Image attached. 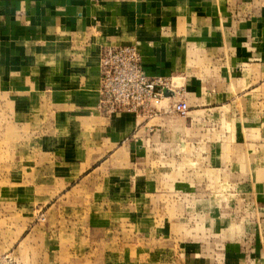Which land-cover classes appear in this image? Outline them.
Here are the masks:
<instances>
[{
    "label": "crops",
    "instance_id": "1",
    "mask_svg": "<svg viewBox=\"0 0 264 264\" xmlns=\"http://www.w3.org/2000/svg\"><path fill=\"white\" fill-rule=\"evenodd\" d=\"M123 45L154 115L97 108ZM0 207L21 264H264V0H0Z\"/></svg>",
    "mask_w": 264,
    "mask_h": 264
},
{
    "label": "built area",
    "instance_id": "2",
    "mask_svg": "<svg viewBox=\"0 0 264 264\" xmlns=\"http://www.w3.org/2000/svg\"><path fill=\"white\" fill-rule=\"evenodd\" d=\"M100 68L97 108L104 114L154 115L166 97L165 92H170L172 83L168 78L148 77L144 73L136 45L105 49L100 56ZM187 108L183 101L171 106L180 114Z\"/></svg>",
    "mask_w": 264,
    "mask_h": 264
},
{
    "label": "rangeland",
    "instance_id": "3",
    "mask_svg": "<svg viewBox=\"0 0 264 264\" xmlns=\"http://www.w3.org/2000/svg\"><path fill=\"white\" fill-rule=\"evenodd\" d=\"M171 83H172V81H171ZM169 93H170L169 97H173V98L177 97L178 88L174 87L173 83L170 86V92ZM163 101L164 100L161 101L160 106L163 103ZM175 102H179V100L178 101L176 100ZM157 109H161V108L157 107ZM187 111H188V108H187ZM187 111L184 114H180V113H176V112H174V113L178 114L181 117H184L186 115ZM8 212L9 211L3 212V209L0 207V238L4 234V228L7 226V228L11 227L10 232H11V237L13 239V238H15V233H17V231H18L17 229H15L13 227L18 225L19 219H18V216L15 213H12V212L8 213ZM45 218H46L45 214L41 213V214L38 215L37 220L39 222H45V220H46ZM4 219H5V222H4ZM4 223H6V225ZM5 232H7V231H5ZM27 232L31 233L33 239L37 238L35 232H32V231H27ZM251 235H253V237L257 236V234L254 231H250V236ZM12 241H14V240H12ZM35 243H36V241H35ZM18 248L19 247H18L17 244H14V245H11V246H6V245L4 246V245L0 244V264H21L17 260V250H18ZM223 249H224V247H221V250H223ZM253 249H254V247L253 248H251V247L248 248L247 247L246 249H244V251L247 250V252L248 251L250 252L252 250L251 253L254 254V252H253L254 250ZM223 251H224L223 255L225 256L226 255L225 249ZM238 253L247 256V254L242 252V247H240V250H238ZM22 264H24V263H22ZM258 264H263V263H258Z\"/></svg>",
    "mask_w": 264,
    "mask_h": 264
},
{
    "label": "water",
    "instance_id": "4",
    "mask_svg": "<svg viewBox=\"0 0 264 264\" xmlns=\"http://www.w3.org/2000/svg\"><path fill=\"white\" fill-rule=\"evenodd\" d=\"M165 95H166V96H169V95H170V93H168V92H165Z\"/></svg>",
    "mask_w": 264,
    "mask_h": 264
}]
</instances>
